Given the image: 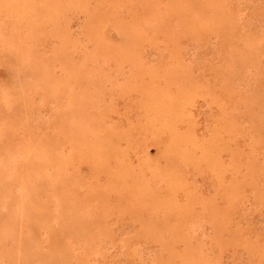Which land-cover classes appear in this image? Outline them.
Listing matches in <instances>:
<instances>
[{
  "label": "rangeland",
  "instance_id": "374dc122",
  "mask_svg": "<svg viewBox=\"0 0 264 264\" xmlns=\"http://www.w3.org/2000/svg\"><path fill=\"white\" fill-rule=\"evenodd\" d=\"M0 264H264V0H0Z\"/></svg>",
  "mask_w": 264,
  "mask_h": 264
},
{
  "label": "bare ground",
  "instance_id": "6f19581e",
  "mask_svg": "<svg viewBox=\"0 0 264 264\" xmlns=\"http://www.w3.org/2000/svg\"><path fill=\"white\" fill-rule=\"evenodd\" d=\"M112 6H113V5H112ZM163 7H164V6H163ZM155 10H156V9H155ZM197 14H198V13H197ZM197 14H196V15H197ZM147 15H148V14H147ZM166 15H168V14H166ZM151 19L153 20V18H151ZM174 19H175V18H174ZM176 19H177V18H176ZM154 21H155V20H154ZM170 23H171V21H170ZM168 27H170V26H168ZM170 28H171V27H170ZM169 31H172V30H169ZM183 31H184V30H183ZM172 32H173V31H172ZM125 33H126V32H125ZM178 33H179V32H178ZM170 35H171V34H170ZM183 35H184V33H183ZM163 37H164V36H163ZM165 37H166V36H165ZM171 37H172V36H171ZM127 38H129V37L127 36ZM130 45H131V43H130ZM73 138H74V137H73ZM79 139H80V138H79ZM77 140H78V139H77ZM70 141H71V140H70ZM74 142H76V141L74 140ZM190 142H191V141H190ZM178 143H180V142L178 141ZM181 143H182V142H181ZM183 143H184V142H183ZM101 150L103 151V149H101ZM92 152H93V151H92ZM94 152H95V151H94ZM105 152L107 153V151H105ZM88 153H89V152H88ZM95 153H96V152H95ZM96 154H97V153H96ZM101 154H102V152H101ZM103 154H104V153H103ZM105 155H106V154H104L103 156H105ZM108 155H109V154L107 153V156H105V158H103V160L106 159V157H107V159H108ZM112 155H113V154H112ZM112 155H111V156H112ZM90 156H91V154H90ZM96 156H97V155H96ZM100 156H101V155H100ZM86 157H89V156L86 155ZM83 158H84V157H83ZM98 158H101V157H98ZM91 159H92V158H91ZM98 160H99V159H98ZM95 163H96V162H95ZM101 163H104V161H102ZM101 163H100V164H101ZM101 165H103V164H101ZM98 166H99V165H98ZM207 169H208V168H207ZM20 176H22V175L19 174V177H20ZM22 188H23V187H22ZM52 190H53V189H52ZM28 192H29V191H28ZM27 198H28V197H27ZM77 203H78V202H77ZM176 205H177V204H176ZM137 211H138V210H137ZM173 212L175 213V211H173ZM173 215H174V214H173ZM171 217H172V216H171ZM139 219H140V218H139ZM174 219H175V218H174ZM140 220H141V219H140ZM175 221H176V219H175ZM77 222H78V221H77ZM77 222L74 221V222H73L74 225H76ZM78 223H79V222H78ZM80 223H81V222H80ZM71 224H72V223H71ZM82 224H83V223H82ZM80 225H81V224H80ZM80 225H79V227H80ZM53 226H54V225H53ZM69 226H70V225H69ZM72 226H73V225H72ZM76 226H77V225H76ZM70 227H71V226H70ZM70 227H69V228H70ZM79 227H74V229H75V228H79ZM67 228H68V227H67ZM72 228H73V227H72ZM85 229H86V228H85ZM67 230H69V229H67ZM70 230H71V229H70ZM76 231H77V230H76ZM66 232H67V231H66ZM69 232H70V231H69ZM84 232H85V231H84ZM67 233H68V232H67ZM67 235H69V234H67ZM73 236H75L74 233H73ZM73 236H72V237H73ZM58 253H59V251H58ZM56 254H57V253H56ZM58 258H59V257H58ZM52 261H53V259H52ZM52 263H53V262H52Z\"/></svg>",
  "mask_w": 264,
  "mask_h": 264
}]
</instances>
